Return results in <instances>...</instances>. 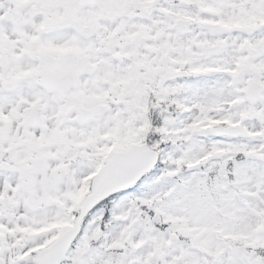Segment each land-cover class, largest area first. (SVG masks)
Masks as SVG:
<instances>
[{
	"label": "snow or ice",
	"instance_id": "obj_1",
	"mask_svg": "<svg viewBox=\"0 0 264 264\" xmlns=\"http://www.w3.org/2000/svg\"><path fill=\"white\" fill-rule=\"evenodd\" d=\"M0 264H264V0H0Z\"/></svg>",
	"mask_w": 264,
	"mask_h": 264
}]
</instances>
